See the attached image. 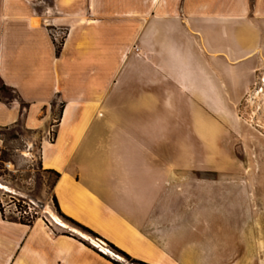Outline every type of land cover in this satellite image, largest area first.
I'll list each match as a JSON object with an SVG mask.
<instances>
[{"label": "crops", "instance_id": "0c3cea01", "mask_svg": "<svg viewBox=\"0 0 264 264\" xmlns=\"http://www.w3.org/2000/svg\"><path fill=\"white\" fill-rule=\"evenodd\" d=\"M260 77L264 0H0V129L21 113L59 212L143 264H262L251 172L215 149ZM72 236L0 215V264L119 263Z\"/></svg>", "mask_w": 264, "mask_h": 264}, {"label": "rangeland", "instance_id": "374dc122", "mask_svg": "<svg viewBox=\"0 0 264 264\" xmlns=\"http://www.w3.org/2000/svg\"><path fill=\"white\" fill-rule=\"evenodd\" d=\"M51 28L50 34L53 43L56 49L60 50L67 31L62 28ZM15 99L16 96L12 92L0 89V100L8 104ZM20 107L23 112L24 106L20 104ZM60 110L61 104L56 103V111ZM55 116L57 118V113ZM235 118V127L231 129V135L228 136L230 144L215 147L219 157H214L219 159L222 169L251 172L250 184L257 192L254 195L255 201H261L259 205L261 209L256 210L258 214L257 229L259 238L264 244V95L259 100L256 96L244 99L237 108ZM0 138L3 141V148L0 150V215L4 221L31 225L36 220H41L55 234L73 235L72 237L88 247H90L88 243L80 239L100 248L110 260H116L119 262L118 264H131L130 261L125 260L107 247L105 243L71 225L57 214L51 193L55 177L39 169L38 143L37 140L33 141L32 132L23 128L21 113L16 124L6 129H0ZM199 151L198 147L192 148L193 153ZM212 152L215 151L211 150ZM48 206L63 224L60 226L68 229L71 233L55 227L56 223L44 211ZM262 264H264V254L262 255Z\"/></svg>", "mask_w": 264, "mask_h": 264}, {"label": "trees", "instance_id": "16d2710c", "mask_svg": "<svg viewBox=\"0 0 264 264\" xmlns=\"http://www.w3.org/2000/svg\"><path fill=\"white\" fill-rule=\"evenodd\" d=\"M58 51H59V49H56V52H57V53H58ZM0 89H5V88H4V87H1ZM57 177H58V175H55V178H57ZM52 201H53V204H54V207H55L57 213L60 215L61 218H63L64 220L68 221L69 223L75 225L76 227H78V228L81 229L82 231H84V232H86V233H88V234H90V235L96 237V236H95L92 232H90L88 229H86V228H84V227L78 225L77 223H75V222H73L72 220H70V219L66 218L65 216H63V215L59 212L58 207H57V204H56V201H55L54 198L52 199ZM109 247H110L112 250H114L116 253H118L119 255H121L125 260L130 261L131 264H143V263H140V262H137V261L131 260L127 255H125V254L122 253L121 251L117 250V249H116L115 247H113L112 245H109ZM115 264H118V263H115Z\"/></svg>", "mask_w": 264, "mask_h": 264}, {"label": "built area", "instance_id": "2783aa9c", "mask_svg": "<svg viewBox=\"0 0 264 264\" xmlns=\"http://www.w3.org/2000/svg\"><path fill=\"white\" fill-rule=\"evenodd\" d=\"M136 52L138 53V51L136 50ZM260 81V83H259V85L257 84L256 86H255V89H253V91H252V93H251V96H250V98L252 97V98H254L255 96H256V98H257V95H264L263 93H264V79H262L261 77H260V79H259ZM248 99V98H247Z\"/></svg>", "mask_w": 264, "mask_h": 264}, {"label": "bare ground", "instance_id": "6f19581e", "mask_svg": "<svg viewBox=\"0 0 264 264\" xmlns=\"http://www.w3.org/2000/svg\"><path fill=\"white\" fill-rule=\"evenodd\" d=\"M44 211H45V213H47L50 216V218H51L52 221H54L56 224H59V225H62L63 226V224H61V222L59 221V219L50 211L49 208H45ZM92 242L97 245L96 242H94V241H92Z\"/></svg>", "mask_w": 264, "mask_h": 264}]
</instances>
